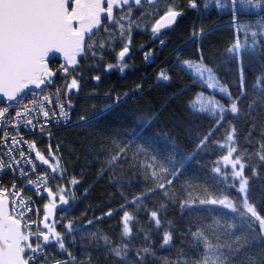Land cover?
<instances>
[{
  "label": "snow or ice",
  "instance_id": "obj_1",
  "mask_svg": "<svg viewBox=\"0 0 264 264\" xmlns=\"http://www.w3.org/2000/svg\"><path fill=\"white\" fill-rule=\"evenodd\" d=\"M143 3L0 0V264H264V197L257 203L252 195L255 184L264 189V60L257 61L251 84L245 64L246 56L264 54V0H147L151 21ZM213 11L227 23L205 30L201 21L192 28L195 55L173 53L174 67L186 70L191 84L172 98L198 84L220 97L210 108L204 92L189 97L192 115L213 117L207 129L192 130L190 155L173 141L161 156L143 129L124 139L99 128L100 117L78 115L73 122L72 97L85 71L123 73L134 32L164 46L167 30L188 12L205 18ZM223 29L236 37L221 62L228 73L235 66L232 87L219 74L221 64L204 56V37ZM113 54L115 64L106 63ZM153 54L145 52V62ZM171 71L160 68L157 79L170 83ZM92 79L100 82L101 74ZM53 124L86 128L96 137L87 146L102 154L99 175L117 185L119 208L86 224L67 219L80 181L60 165L58 144L54 151L49 142L45 155L22 135L38 129L50 141ZM33 152L46 167L34 162ZM212 155L202 186L182 182L190 161ZM113 216L120 217L118 230L88 227Z\"/></svg>",
  "mask_w": 264,
  "mask_h": 264
},
{
  "label": "trees",
  "instance_id": "obj_2",
  "mask_svg": "<svg viewBox=\"0 0 264 264\" xmlns=\"http://www.w3.org/2000/svg\"><path fill=\"white\" fill-rule=\"evenodd\" d=\"M158 7L162 9L164 3L161 2ZM142 10L147 13L146 21H151V9L147 3H143ZM201 21L207 30L227 23V17L221 18L213 11L211 15L201 18L193 12H188L171 29L167 30L164 46H161L158 40L153 42L149 33L134 32L131 59L127 60L128 67L123 73L116 70L104 72L103 69L85 71L84 79L81 81V90L78 95L72 97L75 104L73 122L78 115L89 119L100 117L97 121L99 128L105 131L115 130L121 133L124 139H128L135 131L143 129L144 135L151 137L154 147L161 156L171 148L173 141L179 145V152L185 156L190 155L194 147L192 130L196 127L201 128L202 131L207 129L213 117L210 112L192 115L188 110L189 97L197 91L204 92L203 101L206 108H210L209 101L214 96L220 97L218 93H209L206 87L198 84L172 98L177 89L191 84L190 74L178 66L174 67L173 53L179 49L187 57L195 55V42L191 40L192 28L194 25L198 27ZM100 38L97 37V40ZM235 38L229 29L212 32L204 37L202 43L205 59L210 64H221L225 57V49ZM239 39L243 45V37ZM141 45L145 47L141 49ZM148 51H153L154 54L147 63L144 60V53ZM258 60H264V54H252L245 57L249 84L252 81L253 70L259 67ZM105 62L115 64L114 54L106 57ZM56 66L58 67L59 64L57 63ZM163 67L172 70L170 83L157 79L158 71ZM229 67L231 73L226 72L221 64L219 74L228 86L232 87L235 66L229 65ZM96 74H101L100 82L92 79ZM138 85L140 87H137ZM51 133L50 141L46 135L34 139L37 148L47 155L48 143H52L54 151L58 144L61 153L60 165L66 167L68 173L75 175L80 181L75 188L76 198L70 201L72 215L67 219H71L77 225L86 224L88 219L100 217L109 209L119 208L122 201L117 185L110 183L109 175H99L102 154L95 156L94 150L87 146L88 142L95 140L96 137L86 128L72 126L56 129ZM222 135L223 133L218 134V136ZM85 136L87 140L83 138ZM215 158L214 155L207 158L200 156L190 161L182 182L195 184L196 181H200V184L196 186H202L203 179L209 172L208 166ZM40 167L45 166L40 165ZM141 187L142 185L135 188L134 193L139 194ZM85 189H88L86 196L84 195ZM69 194L72 195L71 189ZM252 195L253 199L259 203L261 197H264V189L259 184H255ZM158 199V197H153V200ZM129 211L131 212L132 209L130 208ZM171 215L173 213L170 211L169 216ZM119 222L120 217L113 216L111 219H105L88 227L102 231L118 230ZM130 223L135 226L136 220ZM140 223L146 226L145 221H140Z\"/></svg>",
  "mask_w": 264,
  "mask_h": 264
},
{
  "label": "built area",
  "instance_id": "obj_3",
  "mask_svg": "<svg viewBox=\"0 0 264 264\" xmlns=\"http://www.w3.org/2000/svg\"><path fill=\"white\" fill-rule=\"evenodd\" d=\"M65 127H69V126H65L64 124H60L59 126H56V125L53 124V125H49V129L48 130L52 132V131H54L56 129L65 128ZM22 135L24 136L25 140H29V141L35 139L38 136H41V134H40L38 129L35 130L33 133H22ZM23 147L25 148V150H27V145H24ZM32 158H33V160L35 158V153L34 152L32 153ZM34 162L40 167L38 161L34 160ZM5 182H7V179H5Z\"/></svg>",
  "mask_w": 264,
  "mask_h": 264
},
{
  "label": "water",
  "instance_id": "obj_4",
  "mask_svg": "<svg viewBox=\"0 0 264 264\" xmlns=\"http://www.w3.org/2000/svg\"><path fill=\"white\" fill-rule=\"evenodd\" d=\"M144 3H147V0H144ZM174 25H172L169 29H171L172 27H173ZM168 29V30H169ZM59 59V58H58ZM61 62H62V60H61ZM39 162V161H38ZM40 163V162H39ZM46 167V166H45Z\"/></svg>",
  "mask_w": 264,
  "mask_h": 264
}]
</instances>
